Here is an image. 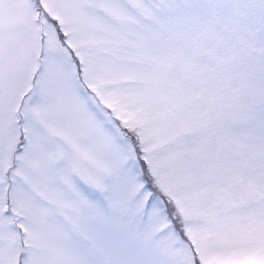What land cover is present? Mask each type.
I'll return each mask as SVG.
<instances>
[{
	"label": "snow or ice",
	"instance_id": "1",
	"mask_svg": "<svg viewBox=\"0 0 264 264\" xmlns=\"http://www.w3.org/2000/svg\"><path fill=\"white\" fill-rule=\"evenodd\" d=\"M0 264H264V0H0Z\"/></svg>",
	"mask_w": 264,
	"mask_h": 264
}]
</instances>
